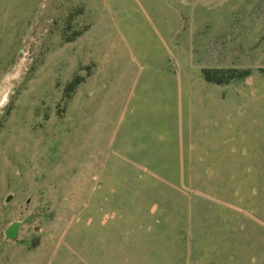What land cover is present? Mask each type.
<instances>
[{
    "label": "rangeland",
    "instance_id": "rangeland-1",
    "mask_svg": "<svg viewBox=\"0 0 264 264\" xmlns=\"http://www.w3.org/2000/svg\"><path fill=\"white\" fill-rule=\"evenodd\" d=\"M3 240L0 264H264V0H0Z\"/></svg>",
    "mask_w": 264,
    "mask_h": 264
},
{
    "label": "water",
    "instance_id": "water-1",
    "mask_svg": "<svg viewBox=\"0 0 264 264\" xmlns=\"http://www.w3.org/2000/svg\"><path fill=\"white\" fill-rule=\"evenodd\" d=\"M31 216H25L23 219H17L11 221L8 226L5 229V236L7 238H17L19 235V232L23 226L24 223L28 222L30 220ZM5 244V240H3L0 243V248L2 249Z\"/></svg>",
    "mask_w": 264,
    "mask_h": 264
},
{
    "label": "trees",
    "instance_id": "trees-1",
    "mask_svg": "<svg viewBox=\"0 0 264 264\" xmlns=\"http://www.w3.org/2000/svg\"><path fill=\"white\" fill-rule=\"evenodd\" d=\"M217 73V72H216ZM206 75H207V77L209 78V79H212V80H217V81H225L224 79H222L221 77H219L217 74H211V72L210 71H208L207 70V72H206ZM217 77H219V78H217Z\"/></svg>",
    "mask_w": 264,
    "mask_h": 264
}]
</instances>
